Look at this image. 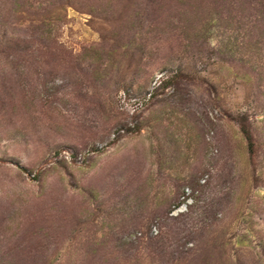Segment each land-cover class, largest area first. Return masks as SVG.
<instances>
[{
    "label": "rangeland",
    "instance_id": "1",
    "mask_svg": "<svg viewBox=\"0 0 264 264\" xmlns=\"http://www.w3.org/2000/svg\"><path fill=\"white\" fill-rule=\"evenodd\" d=\"M192 3L68 7L65 54L0 64V264H264V20Z\"/></svg>",
    "mask_w": 264,
    "mask_h": 264
},
{
    "label": "trees",
    "instance_id": "2",
    "mask_svg": "<svg viewBox=\"0 0 264 264\" xmlns=\"http://www.w3.org/2000/svg\"><path fill=\"white\" fill-rule=\"evenodd\" d=\"M77 0H35L34 2L28 3L27 7L24 0L17 2V9L21 15L15 25L17 26L19 33L9 34L5 31L1 35L0 44L3 48L0 49V64L3 69L11 66L16 71L20 68L21 76L29 75L24 73L22 70L25 69L27 72L31 69L34 63L44 62L47 63L46 56L48 54H55L62 52L65 54L64 46L59 44L57 41H50L51 30L49 24L52 22L58 23L63 26L65 23L66 16L63 15L68 7L79 8L82 12L94 14L96 7L100 0H87L85 3H76ZM130 1V0H128ZM152 4L159 3L160 6L163 0H150ZM182 2V0H178ZM203 0H193L192 8L195 7V12L199 3ZM197 4V6L195 5ZM238 6V13L240 15H252L255 13L256 17L260 20H264V0H209L206 13L209 14V21L213 22L217 16H221L224 11L229 14L236 10ZM220 9H223L222 11ZM29 25V26H27ZM28 28L30 31L28 32ZM53 44V45H52ZM53 56V55H51ZM59 64H65L66 58L60 57ZM4 73V71H2ZM12 83V79L7 74L0 76V85L5 88V94L12 99L13 88H6L7 84ZM24 95L28 97V92L24 90ZM24 105V104H23ZM242 131L249 142L250 148L253 150V138L251 132L247 126L243 125Z\"/></svg>",
    "mask_w": 264,
    "mask_h": 264
}]
</instances>
